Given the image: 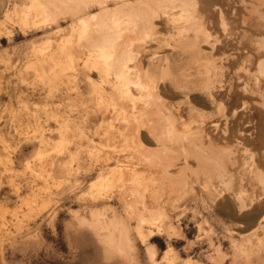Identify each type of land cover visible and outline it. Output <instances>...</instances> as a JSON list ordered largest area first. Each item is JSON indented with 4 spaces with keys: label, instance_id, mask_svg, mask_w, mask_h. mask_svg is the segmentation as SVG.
<instances>
[{
    "label": "bare ground",
    "instance_id": "6f19581e",
    "mask_svg": "<svg viewBox=\"0 0 264 264\" xmlns=\"http://www.w3.org/2000/svg\"><path fill=\"white\" fill-rule=\"evenodd\" d=\"M17 1L19 4L7 9L6 19L16 14L22 25L32 24L59 35L53 39L55 43L29 44L34 48L30 55L38 61L34 66L59 76L56 97L63 104L59 136L64 140L60 147L64 176L78 179V167L67 159L69 155L73 159L84 148L97 155L98 176L90 183L91 195L86 198L91 217L79 216L80 224L91 228L108 261L139 264L137 240H141L147 244L151 262L177 264L169 251L157 258L148 246L156 226L154 212L161 215L174 193L201 176L210 182L229 178L226 182L232 184L231 168L242 164L255 170L256 165L247 158L240 161L237 145L241 143L235 149L230 147L234 133L231 118L238 112L230 106L231 113H226L223 107L225 95H243L242 108H248L251 120L242 133L264 135V0L247 4L248 0L242 11L237 0ZM229 15L239 31L228 26ZM220 26L224 27L219 35ZM78 72L86 76L84 88L76 77ZM194 101L215 107L219 114L207 119V113L196 109ZM253 104L263 107L257 110ZM109 187L115 189L109 191ZM114 199L123 205L126 217L111 204ZM158 210L162 211L156 213ZM247 215L251 225L261 229L264 215ZM255 233L257 243L264 246L262 236ZM239 257L241 254L235 259ZM234 262L237 264V259Z\"/></svg>",
    "mask_w": 264,
    "mask_h": 264
},
{
    "label": "rangeland",
    "instance_id": "374dc122",
    "mask_svg": "<svg viewBox=\"0 0 264 264\" xmlns=\"http://www.w3.org/2000/svg\"><path fill=\"white\" fill-rule=\"evenodd\" d=\"M247 1L243 0L242 3L241 0H237L239 4L237 7L242 11L245 7L243 4ZM17 3L19 4L17 0H0V264H121L119 259L113 261L106 259L104 247L91 228L81 225L78 220L79 216L91 217L86 198L91 195L89 194L90 183L98 176L95 173L97 155L89 148H84L73 159L69 155L67 159L73 166L78 167V179L74 175H70L69 178L64 176L63 157L60 152L64 140L59 136L61 129L59 116L62 113L63 104L56 97L60 91L57 85L59 76L57 72L49 69L43 72L37 69L34 65L38 61L30 55L31 50L34 49L33 46L46 45L47 40L53 42V39H57L59 35L54 36L51 30L46 32L47 29L38 28L32 24L22 25L16 21L18 18L16 14L6 19L7 9H12ZM227 19L229 27L239 29L235 23H232L233 17L229 15ZM223 27H219L218 34H221ZM44 40L47 41L46 44ZM22 59L28 63L23 62ZM252 69L256 71L255 65H252ZM76 77L81 88H84L86 76L78 72ZM71 92L74 94L73 89ZM87 96L86 92L84 97ZM224 97L226 105L224 104L223 112L231 113L230 106L236 108L238 112L231 118L234 133L229 145L235 149L237 143H241L237 145L240 161L243 162L247 158L254 163V166L256 165L255 170L252 171L248 166L246 168L241 164L230 170L234 177H231L232 180L234 179L232 184L231 181L226 182L229 178L220 180L221 182L214 178L213 182H210L205 176H201L199 181L196 179L187 184L188 188L174 193L176 196H171L170 202L166 204L168 206L163 208L165 211L156 212L162 211L161 215L155 212L153 214L155 219L159 217L161 219H153V226H156L153 227L154 234L150 236L148 246L153 247L157 258L169 251L168 254L175 257L177 264H186L187 261H194L196 264H235L236 259L237 264H264V246L257 243L259 236L255 233L262 236L261 239L264 241V223L262 227L260 226L261 229L255 228L251 225V218L246 216L249 213L256 216L264 215V181H262V178L264 179V172H262L264 171V135L254 134L253 136L242 133L247 130L249 127L247 124L251 120L248 108H242L243 95L232 94ZM194 105L196 109L207 113V119L219 114L215 107L204 106L203 103L196 101ZM253 106L257 110L263 107L260 104H253ZM184 112L187 118V110ZM256 131L259 132L260 129L256 128ZM262 131L264 132V128ZM245 136L246 139H244ZM248 140H250L249 143ZM43 158L46 161L49 158L50 162L44 161ZM60 180L63 181L60 182L61 184ZM226 184L227 186L231 184L229 186L231 189L227 188ZM111 189L113 191L115 188L112 187L109 191ZM236 191L239 192L236 193ZM218 196L221 197L218 198ZM258 199L263 200L260 203ZM176 202L179 203L177 207ZM111 204L116 205L114 206L116 210L125 216L123 205L117 202V199L111 201ZM240 205H245L243 210L239 209ZM110 211L109 215L112 214ZM132 224L134 225V222ZM256 229L259 230L256 231ZM246 234L251 235L252 239L249 240ZM234 238H237L236 242ZM231 239L234 240V245ZM237 241L243 246H239ZM253 243H256V248L259 246L260 251L256 250ZM231 244L233 247L230 246ZM235 245H238L241 250ZM146 248V243L137 240L136 260L139 264H154L149 260ZM219 252L222 253V258H218ZM237 254H241V257L235 259Z\"/></svg>",
    "mask_w": 264,
    "mask_h": 264
}]
</instances>
